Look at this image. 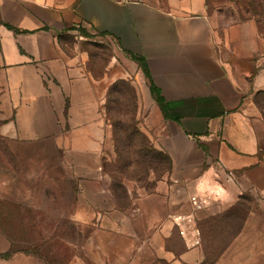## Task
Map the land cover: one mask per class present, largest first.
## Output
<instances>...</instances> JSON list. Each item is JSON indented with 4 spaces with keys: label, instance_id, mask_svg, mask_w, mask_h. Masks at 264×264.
Returning <instances> with one entry per match:
<instances>
[{
    "label": "crops",
    "instance_id": "0c3cea01",
    "mask_svg": "<svg viewBox=\"0 0 264 264\" xmlns=\"http://www.w3.org/2000/svg\"><path fill=\"white\" fill-rule=\"evenodd\" d=\"M228 27L206 0H0L1 100L10 109L8 123L37 125L33 139L54 134L59 145L84 158L77 171L84 165L98 176L101 169L110 138L103 99L108 76H126L121 57L145 78L127 54L144 57L172 117L159 138L171 158L169 177L155 191L140 192L128 212H99L98 226L64 264H204L194 260L199 248L184 250L171 216L188 212L195 184L218 160L244 178V194L261 200L251 216L260 212L264 121L249 113L245 89L223 52ZM82 28L113 45L115 61L105 76L93 69ZM228 208L215 206L198 218L214 219ZM199 224L203 233L207 226ZM0 264L53 263L23 256Z\"/></svg>",
    "mask_w": 264,
    "mask_h": 264
},
{
    "label": "rangeland",
    "instance_id": "374dc122",
    "mask_svg": "<svg viewBox=\"0 0 264 264\" xmlns=\"http://www.w3.org/2000/svg\"><path fill=\"white\" fill-rule=\"evenodd\" d=\"M206 3L222 24L228 23L223 52L231 57L227 61L245 89L249 113L264 121V0ZM84 35L96 75L105 76L115 56L112 43L89 31ZM120 67L126 76H108L103 99L110 138L98 176L88 173L84 165H78L77 171V160L81 164L84 158L59 145L54 134L33 139L37 125L8 123L10 109L1 100L0 76V260L27 256L44 263H69L98 226L99 212L113 208L128 212L140 192L155 191L159 181L169 177L171 161L163 155L159 139L167 117L145 71V78L133 74V67L122 57ZM258 203L261 200L254 195L244 194L214 219L198 218V212L197 226L201 229L203 221L208 231L202 233L194 260L264 264V205L251 216ZM246 224L247 231L241 234ZM177 233L184 250H189L178 227ZM179 242L178 236L172 241ZM229 242L231 250L223 251Z\"/></svg>",
    "mask_w": 264,
    "mask_h": 264
},
{
    "label": "built area",
    "instance_id": "2783aa9c",
    "mask_svg": "<svg viewBox=\"0 0 264 264\" xmlns=\"http://www.w3.org/2000/svg\"><path fill=\"white\" fill-rule=\"evenodd\" d=\"M226 27V25H223ZM248 189L244 178L218 160L209 174H204L192 190L189 197L190 210L171 216L172 222L179 228L190 249L199 248L202 232L196 224L198 212L215 206H230L235 198H240Z\"/></svg>",
    "mask_w": 264,
    "mask_h": 264
},
{
    "label": "trees",
    "instance_id": "16d2710c",
    "mask_svg": "<svg viewBox=\"0 0 264 264\" xmlns=\"http://www.w3.org/2000/svg\"><path fill=\"white\" fill-rule=\"evenodd\" d=\"M9 26L11 27V25H9ZM81 32H82V34H86V32H88V31H87L86 29H83V28H82V29H81ZM88 43H89V42H88ZM129 54H130V56H131L133 59H135L136 61H138V62L141 64V66H142L143 70L145 71V73H146L148 79L150 80L151 90H152V92L155 94V96H156V98H157V101L159 102V104H160V106H161V108H162V110H163L165 116H166V117H171V115L168 113V111H167V109H166V107H165L164 99H163V97H162L161 94H160L159 88L153 83V81H152V79H151L150 72H149V70H148V67H147V64H146V61H145L144 57H142V56H140V55H138V54H136V53H129ZM171 118H172V117H171ZM163 152H164V151H163ZM163 152H161V153H163ZM163 155L167 156V157L169 158V160L171 161V158H170V156H169L167 153L164 152ZM170 170H171V169H170ZM205 225L207 226L206 231H208V225H207V223H205Z\"/></svg>",
    "mask_w": 264,
    "mask_h": 264
}]
</instances>
